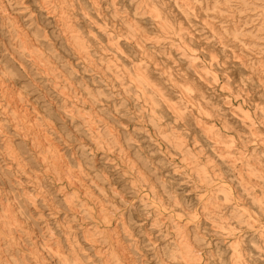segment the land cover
<instances>
[{"label":"clouds","instance_id":"obj_1","mask_svg":"<svg viewBox=\"0 0 264 264\" xmlns=\"http://www.w3.org/2000/svg\"><path fill=\"white\" fill-rule=\"evenodd\" d=\"M28 2L21 29L0 33V264H264V0ZM21 3L0 0V19ZM66 17L86 54L64 43ZM204 110L218 138L201 134L193 165L200 148L173 130ZM209 158L213 191L232 184L250 208L224 228L200 198Z\"/></svg>","mask_w":264,"mask_h":264},{"label":"rangeland","instance_id":"obj_2","mask_svg":"<svg viewBox=\"0 0 264 264\" xmlns=\"http://www.w3.org/2000/svg\"><path fill=\"white\" fill-rule=\"evenodd\" d=\"M100 9H103L107 7L106 3H98ZM21 12L16 15H10L6 19H0V33L6 34L9 38L12 35L13 31H19L22 27L21 23V17L25 11L31 8V5L29 4L28 0H22V3L20 5ZM97 26H94V29H99L97 27H108L106 23H100L97 22ZM73 27L74 29L78 30L81 36V39L85 42L84 46L86 51H88V40L87 37L85 36L84 32H82L79 28H77L71 21L70 18L66 17L64 20V25L62 29V35H63V41L64 43L67 44L68 47V41L66 40V37L70 34L67 30V27ZM84 25L81 24V28H83ZM94 35L95 38H97V31L92 30L91 32L88 33V35ZM71 48V47H70ZM30 52L33 56V59L38 63L42 64L45 74H55L56 68L54 65H50L47 62H45V52L42 48H36V49H30ZM43 55L38 58V55ZM71 63V61H69ZM181 83L180 81H178ZM178 88L175 89L178 94L182 93L181 89L179 87H182V89H185L187 91H191V89H188L187 86L183 83L179 84ZM184 90V91H185ZM162 99L164 101V104L167 106L168 113L171 114L173 117L174 123L175 124H180L182 120H185L184 113L180 111L179 109V101L176 99H172L170 95H165L163 92L161 93ZM183 97L181 96V99ZM237 110L241 112L242 117H237V119H243L247 116V112L240 110L239 106L237 105ZM27 109H25V115H27ZM203 115L205 117L204 120L199 119V113L197 114V118L195 119V127H193V121L192 120H187L186 123H183V132L180 131L179 128H174L173 130V140L177 143V145H183L187 143L190 148H200V152H190L188 154V160L190 163L193 165H197L200 163L201 159V153L204 152V149L202 147V142H201V134L202 135H210V138H218L216 137V129L217 125L216 124H211V123H204L206 120H210V114H208L205 111H203ZM205 124V126H204ZM205 130V131H204ZM210 130V131H209ZM42 131V129H41ZM186 132L188 135L185 136L183 133ZM40 135V131L37 132V136ZM12 145L10 143L5 145V150L6 151H11ZM216 163V161L212 158H209L207 161L206 165H203L200 167L199 171L202 173L203 179L205 183L207 184V191L204 193H201V200H207L209 208L216 209L220 211V218H221V224L219 225L221 228L225 227V224L228 222V213H233L235 214L237 210L239 212H248L250 211L249 204L247 201L242 200L238 193L235 190L234 185L232 184H225L226 190L224 188H221L219 191H213V189L217 188L218 185L216 182L213 180V174L209 171L210 166ZM69 175L65 178L69 184H72L74 182H78L81 185H83V182L79 180V177H73L71 175V168L68 169ZM60 191L63 192L64 188H60ZM254 192L256 193L255 199L259 203H264V199H261L260 195V189L257 187H254ZM26 195L29 196L30 199H34L31 193H26ZM241 203V204H240ZM223 209H228V212H224Z\"/></svg>","mask_w":264,"mask_h":264},{"label":"bare ground","instance_id":"obj_3","mask_svg":"<svg viewBox=\"0 0 264 264\" xmlns=\"http://www.w3.org/2000/svg\"><path fill=\"white\" fill-rule=\"evenodd\" d=\"M96 7H97V9H98V11L99 10H101L100 9V7H99V4H97L96 5ZM84 15H88L87 13H84ZM98 21H97V19L96 18H92V24L94 25V26H97V23ZM97 28H99L98 30H99V32L100 33H103L105 30H106V27H101V26H99V27H97ZM67 30H69L68 32L70 33L67 37H66V40L68 41V44H69V46L75 51V52H77V54H79V55H84V54H86L88 51H86V49H85V46H84V44H85V42L81 39V36H80V33H79V31L78 30H76V29H74L73 27H67ZM93 39H95V37H94V35H91V34H89ZM111 36V33H109V37ZM109 43H111V41H109ZM39 56H40V59H41V56H43V55H38V58H39ZM177 83H179L178 82V80H173L172 81V86H173V88L174 89H177L178 88V84ZM179 84H181V83H179ZM180 89H181V91H184L185 89H182V87H179ZM161 97H162V95H161ZM179 103V102H178ZM205 111V110H204ZM207 112V111H206ZM27 113V112H26ZM239 117H242V115H241V112H240V116ZM242 119V118H241ZM204 123H206V122H204ZM204 126H205V124H204ZM206 127V126H205ZM205 131V130H204ZM210 131V130H209ZM207 137H211L210 135H206ZM241 204V203H240ZM209 207V206H208Z\"/></svg>","mask_w":264,"mask_h":264}]
</instances>
